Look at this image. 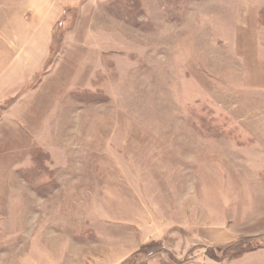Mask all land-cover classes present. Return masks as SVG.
I'll return each instance as SVG.
<instances>
[{
	"label": "rangeland",
	"instance_id": "1",
	"mask_svg": "<svg viewBox=\"0 0 264 264\" xmlns=\"http://www.w3.org/2000/svg\"><path fill=\"white\" fill-rule=\"evenodd\" d=\"M0 264H264V0H0Z\"/></svg>",
	"mask_w": 264,
	"mask_h": 264
}]
</instances>
